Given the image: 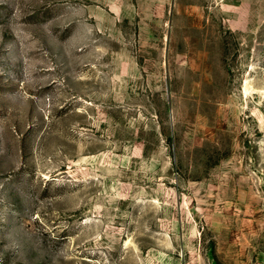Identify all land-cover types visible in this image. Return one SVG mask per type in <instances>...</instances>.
<instances>
[{"label":"rangeland","instance_id":"rangeland-1","mask_svg":"<svg viewBox=\"0 0 264 264\" xmlns=\"http://www.w3.org/2000/svg\"><path fill=\"white\" fill-rule=\"evenodd\" d=\"M0 264H264V0H0Z\"/></svg>","mask_w":264,"mask_h":264}]
</instances>
